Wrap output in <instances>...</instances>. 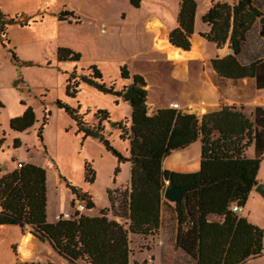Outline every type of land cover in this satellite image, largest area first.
<instances>
[{"label": "trees", "instance_id": "obj_1", "mask_svg": "<svg viewBox=\"0 0 264 264\" xmlns=\"http://www.w3.org/2000/svg\"><path fill=\"white\" fill-rule=\"evenodd\" d=\"M178 1L176 26L167 37L170 44L189 52L163 47L158 53L171 61L201 58L198 47H189L191 38L188 40L193 33L196 2ZM209 1L210 5L199 18L207 26L200 36L215 48L226 43L229 50L222 57L210 58V68L223 79L252 78L254 87L264 90V58L245 64L238 60L251 26L255 20L264 18L259 8L253 0H235L232 3ZM127 2L133 8L141 5L140 0ZM71 15V11L59 10L57 20H67ZM3 16L0 13V34L4 35ZM258 35L264 39V23H260ZM5 42L8 43L7 39ZM8 52L10 61L17 63L13 48ZM79 58V52L70 48L59 46L55 50L56 61L77 62ZM88 69L89 75L77 77L75 69L68 73L65 95L74 97L78 81H83L126 102L130 107L128 127L122 122L113 123L112 127L119 131L120 140L127 141L128 155L122 156L103 134L100 121L108 119L105 110L94 112L96 125H91L78 112V106L73 108L59 101L55 104L74 122L76 133H81L82 138L98 140L117 163H129L128 186L119 190L116 198L106 191L107 206L99 209L96 215L89 216L76 211L75 205L82 202L84 208H93L91 196L80 187L68 184L73 195L70 217L47 222L45 171L38 165L21 163L19 168L0 176V226L21 230L28 227L39 242H46L67 264H75L78 260L84 264H129L127 235L146 236L157 231L163 188L193 182L180 203H173L177 223L175 247L195 258V264H242L247 259L260 256L262 230L232 212L230 206L242 207L256 184V173L264 153V107H253L249 115L243 112L242 105L222 106L210 112L206 111L212 106H206L200 108L206 113L199 118L193 113H183L170 107L158 108L147 115L145 90L142 88L145 84L139 74L129 75L126 67L120 66L119 77L130 82L114 90L113 84L106 86L101 82V73L95 65H89ZM46 120L42 117L37 129L39 141ZM34 121L32 108L26 107L20 115L10 118L8 125L11 130L21 132ZM198 137L201 145L196 171L183 173L162 168L165 157ZM2 142L3 137L0 136V147ZM13 144L17 147L18 141L14 139ZM250 145L253 156L247 157L245 150ZM93 176L89 163L84 162V182L91 183ZM208 215L220 219L209 221Z\"/></svg>", "mask_w": 264, "mask_h": 264}, {"label": "rangeland", "instance_id": "obj_2", "mask_svg": "<svg viewBox=\"0 0 264 264\" xmlns=\"http://www.w3.org/2000/svg\"><path fill=\"white\" fill-rule=\"evenodd\" d=\"M140 1L146 10L165 24L167 34L176 26L178 0ZM217 1L232 3L235 0ZM195 2L193 34L199 38L205 53L201 58L181 60L188 63L183 76L177 79L173 75L176 61L165 60L158 53L160 48L176 50L174 47L158 45L155 50L157 54L150 51L139 55L136 49L146 46L147 38L142 37L139 41L137 35H132L127 42L124 41L121 33L128 29L129 34L136 32L133 22L138 15V8L131 7L127 0H0V13L4 14L1 20L4 21L6 32L0 34V85L4 86L0 88V136L3 137L0 176L16 168L17 163L38 165L45 171L47 206L53 203L57 211L67 210L70 213L73 209L70 204L73 195L68 188L70 184L80 187L81 191L91 196L94 207L83 210L85 215L90 216L105 206L106 191L116 198L118 191L127 186L124 182L129 178L128 163H117L115 157L98 140L82 138L81 133H76L74 122L55 104L59 101L73 108L78 106V112L91 125H96L94 112L105 110L108 119L100 121L103 134L122 156L128 155L127 141L120 140L119 131L112 127L116 122H122L128 127L130 107L126 102L83 81H78L74 97L65 95L68 73L75 69L77 77L89 75L88 67L92 64L100 71L101 82L106 86L113 84L114 90L125 85V80L119 77L120 66H125L129 75L139 74L145 84L142 87L145 90V105L153 104L154 108H169V104L178 103V110L193 113L199 118L201 114L223 103L230 104L233 99L244 103V113L249 115L253 106L248 104V99L260 93L264 97V90L256 89L252 78L223 79L210 68V58L222 57L229 50L226 43L215 48L200 36L201 32L207 30V26L199 18L210 1ZM253 3L264 17V0H253ZM62 5L71 6L81 20L78 25L63 24L58 28L57 35L63 46L80 52L82 58L77 62H57L49 50V43L43 40L53 34L57 13L63 10ZM102 21L105 22L103 31L100 30ZM259 25L258 19L255 20L247 33L238 56L241 63L264 58V39L258 35ZM196 39H191L192 43L198 42ZM10 48H13L17 63L10 61ZM207 87L212 88L216 96L215 102L211 104L213 106L206 112H201L200 107L194 110L188 108L189 99L183 95L200 96L201 91L207 90ZM259 104L264 107V100ZM17 107H31L35 119L29 128L21 132L11 130L8 125V117ZM151 107L146 109V113L152 110ZM42 117L47 120L42 126L39 141L37 129ZM14 139L18 141L17 147L13 144ZM84 162L89 163L93 170L91 183L84 182ZM257 177L264 181V159L259 163ZM243 215L262 230V252L260 256L247 259L242 264H264V196L258 193L249 196L243 205ZM119 221L122 222L121 219ZM25 234H30L35 242L36 238L28 227L21 230L18 227L0 226V264H67L46 242L36 243L31 257L21 259L19 238ZM128 247L129 264H194L191 258L187 259L174 251L173 236H159L157 231L152 235L128 237ZM75 264L84 263L78 260Z\"/></svg>", "mask_w": 264, "mask_h": 264}, {"label": "crops", "instance_id": "obj_3", "mask_svg": "<svg viewBox=\"0 0 264 264\" xmlns=\"http://www.w3.org/2000/svg\"><path fill=\"white\" fill-rule=\"evenodd\" d=\"M59 4H61V3H59ZM62 9L72 12V15L70 17H68V19H67V20H69V22L67 20H57L55 25H54L53 34L47 35V37L43 39V40H45V42L49 43V50L51 51V54L52 53L54 54V57H55L54 51L56 50V48L59 46H63V44H61L57 39L58 28L65 23L78 25L81 22L80 17L78 16L77 12L75 10H73L71 6L62 5ZM137 10H138V15L136 17V21L133 22V26H134V28H136V32L135 33L130 32V34H129V29H128V30L122 32L121 36L124 38L125 42H127L129 40V36L132 37V35H134V36L137 35L139 41L142 37L144 39L147 38L146 46H143V48H141V49H139L140 47L138 49H136L137 54L140 55L141 53L150 52V51L157 54V52H155V50L158 46V44L156 42V35L159 31L164 30L165 34L167 36L166 26H165V24L162 23V21L155 14L146 10L142 4L140 5V7ZM195 22H196V13L194 15V25H195ZM104 26H105V22H103V21L100 22V30L101 31L104 30V28H105ZM195 38H197L196 40L199 39L198 37L195 36V34H193L191 39H195ZM191 39H190V41L192 42L193 40H191ZM167 41H168V38H167ZM158 43H159V40H158ZM191 44H193V46H191L192 49L194 46H196L200 50L202 56L204 55L205 52H204V50H202L201 43L199 42V40H198V42H196V43L194 42ZM63 47H67V46H63ZM67 48H70V47H67ZM70 49H72V48H70ZM74 51H76V50H74ZM76 52H78V51H76ZM79 54H80V52H79ZM81 58H82V56L80 54L79 60ZM57 62L60 63V62H66V61H57ZM129 82H130V80L127 79V80H125L124 83L126 85ZM2 87H4V86L0 85V88H2ZM185 95H183V96L185 98L189 99L187 102H189V101L198 102L200 100L199 95L198 96L196 94H194V95L185 94ZM259 100H261V102H263L264 97L262 96V94L261 93L259 95L253 94L248 99V104L252 105L253 107L261 105V104H259V103H261V102H259ZM117 103H118V101H117ZM150 105H152V107H151L152 110H150V112H147L146 113L147 115L152 114L158 108H165V107L154 108L153 104H149V105H146V109L150 108ZM230 105H235V106L242 105L243 106L244 103L238 102V100L236 101V100L231 99L230 104L223 103V104L215 107L211 111L218 110L222 106H230ZM208 106H213V105H208ZM203 107H206V105L202 106L200 108H203ZM179 108H180V106H179ZM23 110H24V107H17L15 112L12 115H10L8 118L20 115L23 112ZM127 111L129 112V109ZM200 145H201L200 138L198 137L195 141H193L192 143H190L186 147L172 151L168 155V157H165L163 159L162 168L167 169V170H171V171H176V172H183V173L196 171L198 169V164H199ZM245 155L247 157L253 156L252 145L247 147V149L245 150ZM262 159H264V153L262 155L261 160ZM126 163H128V162H126ZM128 165H129V163H128ZM169 165H172L174 167H170ZM255 179H256V183L264 184V181L257 177V173H256ZM128 181H129V178L124 182L127 186H128ZM120 185H118V186H120ZM114 187H117V186H114ZM254 193H256V192L251 189L249 194H248V197ZM104 200H105V206L104 207H106L107 206V200L105 197H104ZM173 206H174V204L172 202L165 200L161 196V204H160V209H159V224H158L157 232H158L159 236H173V242H174L177 223H176V219H175V212L173 210ZM104 207H102V208H104ZM60 212L64 213V212H68V211L67 210L57 211L55 209V204H53V203L50 205V207L47 206V198H46V204H45V219H46V221L47 222L55 221L54 215L56 213H60ZM81 213H83V211ZM97 213H98V211H96V214ZM96 214H94V215H96ZM237 215L244 217L248 222L253 224V222L250 221V219H248L247 216L243 215V206L241 207V211L239 213H237ZM219 219L220 218L218 216H215V215H208L207 216V220H209V221H212V220L216 221ZM115 220L117 222H120L118 218H115ZM1 226H3V225H1ZM7 227L13 228V226H7ZM130 236H135V235L129 233V236H127V238ZM38 242L39 241L37 239H35V242L33 243V239H32L30 234L21 235L19 238L20 258L23 260L29 259L32 255L34 245ZM174 251L175 252L177 251L181 255H184L187 259L191 258L193 263L195 264V258H193L190 254H188L187 252H185L181 248L174 247ZM23 257H27V258L24 259Z\"/></svg>", "mask_w": 264, "mask_h": 264}, {"label": "bare ground", "instance_id": "obj_4", "mask_svg": "<svg viewBox=\"0 0 264 264\" xmlns=\"http://www.w3.org/2000/svg\"><path fill=\"white\" fill-rule=\"evenodd\" d=\"M158 40H159V43H158ZM156 42L160 47L161 46L173 47V46H171L170 43H168L167 36H166L164 30H161L157 33ZM175 49H178V48H175ZM178 50H180V49H178ZM181 51H183V50H181ZM183 52H189V51H183ZM187 63L188 62H182L181 60L174 62L175 71H174L173 75L177 79H180L183 76L182 74L185 73ZM207 88H208L207 90L201 91L200 96H199L200 100L198 102L189 101V102H187V107L194 110L196 107H202L205 105L213 104V102H215V100H216L214 90L212 88H209V87H207Z\"/></svg>", "mask_w": 264, "mask_h": 264}, {"label": "water", "instance_id": "obj_5", "mask_svg": "<svg viewBox=\"0 0 264 264\" xmlns=\"http://www.w3.org/2000/svg\"><path fill=\"white\" fill-rule=\"evenodd\" d=\"M259 22L261 24H263L264 23V18H260L259 19ZM192 35H193V33L190 34L188 40L191 38ZM191 43L192 42L189 41V47L191 46ZM173 47H175V46H173ZM175 48H178V47H175ZM178 49L183 50L181 48H178ZM183 51H187V50H183ZM193 185H194V183L192 182V183H188V184H184V185H179V186H165L163 188V190H162L161 196L165 200H167L169 202H172L174 204H178V203H180L183 194L186 191H188ZM252 190L255 191L256 193H258L259 195L264 196V184L256 183L254 185V187L252 188Z\"/></svg>", "mask_w": 264, "mask_h": 264}, {"label": "built area", "instance_id": "obj_6", "mask_svg": "<svg viewBox=\"0 0 264 264\" xmlns=\"http://www.w3.org/2000/svg\"><path fill=\"white\" fill-rule=\"evenodd\" d=\"M169 107L172 108V109H176V110H178V108H179L177 103H171V104H169ZM20 165H21V163H17L16 168H19ZM75 210L78 211V212H82L84 210V207H83L82 203L76 204L75 205ZM230 210L232 212L239 213L241 211V206L236 205V204H232L230 206ZM69 217H70V213H67V212L58 213V214L54 215L55 220L68 219Z\"/></svg>", "mask_w": 264, "mask_h": 264}]
</instances>
